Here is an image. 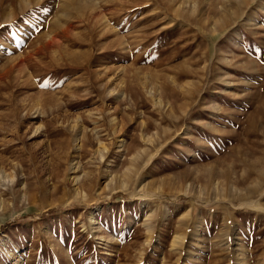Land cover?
I'll use <instances>...</instances> for the list:
<instances>
[{"label":"rangeland","instance_id":"rangeland-1","mask_svg":"<svg viewBox=\"0 0 264 264\" xmlns=\"http://www.w3.org/2000/svg\"><path fill=\"white\" fill-rule=\"evenodd\" d=\"M0 264H264V0H0Z\"/></svg>","mask_w":264,"mask_h":264}]
</instances>
